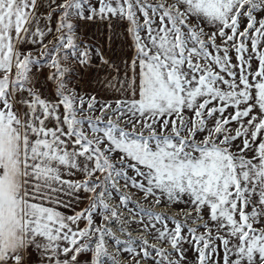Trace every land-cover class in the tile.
<instances>
[{
  "label": "snow or ice",
  "instance_id": "obj_1",
  "mask_svg": "<svg viewBox=\"0 0 264 264\" xmlns=\"http://www.w3.org/2000/svg\"><path fill=\"white\" fill-rule=\"evenodd\" d=\"M0 264H264V0H0Z\"/></svg>",
  "mask_w": 264,
  "mask_h": 264
},
{
  "label": "crops",
  "instance_id": "obj_2",
  "mask_svg": "<svg viewBox=\"0 0 264 264\" xmlns=\"http://www.w3.org/2000/svg\"><path fill=\"white\" fill-rule=\"evenodd\" d=\"M83 40L95 44L100 47L104 52L107 59L115 60L117 63L121 60V53H128L127 41L123 36V29L114 28L111 33L102 26L96 23L87 22L83 23L80 27ZM111 35V42L109 43L108 36ZM110 71L106 68L98 69V72ZM97 72L81 71L80 72V83L83 92L88 94H99V89L95 83ZM100 99L103 100L105 97L100 94Z\"/></svg>",
  "mask_w": 264,
  "mask_h": 264
},
{
  "label": "rangeland",
  "instance_id": "obj_3",
  "mask_svg": "<svg viewBox=\"0 0 264 264\" xmlns=\"http://www.w3.org/2000/svg\"><path fill=\"white\" fill-rule=\"evenodd\" d=\"M178 207H183V206H178Z\"/></svg>",
  "mask_w": 264,
  "mask_h": 264
}]
</instances>
